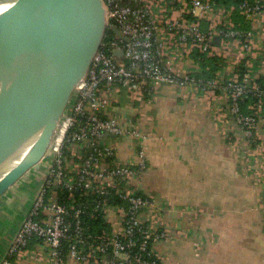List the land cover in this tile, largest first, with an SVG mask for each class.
<instances>
[{"label": "built area", "instance_id": "obj_1", "mask_svg": "<svg viewBox=\"0 0 264 264\" xmlns=\"http://www.w3.org/2000/svg\"><path fill=\"white\" fill-rule=\"evenodd\" d=\"M104 6L106 37L73 93L51 150L40 169L27 174L39 187L0 264H16L31 240L40 246L36 255L45 264H167L157 246L177 233L163 218L169 212L165 202L142 183L149 171L145 144L154 134L133 112L136 102L162 85L207 95L219 91L230 122L243 134L234 154L244 150L247 155L245 148L264 134V0L230 7L219 0H104ZM235 12L249 25L247 31L236 27ZM215 36L221 37L219 45ZM194 51L220 58L221 71L212 79L198 77L202 71ZM250 97L255 102L245 114L242 105ZM123 141L135 149L127 160L117 150ZM58 191L68 193L70 206L59 202ZM76 193L92 203L79 202ZM97 214L109 225L99 237L83 219ZM65 243L70 249L63 256Z\"/></svg>", "mask_w": 264, "mask_h": 264}, {"label": "crops", "instance_id": "obj_2", "mask_svg": "<svg viewBox=\"0 0 264 264\" xmlns=\"http://www.w3.org/2000/svg\"><path fill=\"white\" fill-rule=\"evenodd\" d=\"M135 105L141 107L133 109L136 120L143 122V128L154 134V138L145 144L149 171L142 183H147L149 192L165 202L169 212L163 218L169 229L177 233L158 244L159 253L166 258L167 264H235L239 248L221 241L223 232L218 220L223 209L204 200L202 188L204 183H250L254 209L250 207L249 212L257 213L258 228L264 233V134L257 137L254 147L245 148L250 156L248 167L234 156L233 145L243 141V134L230 122V114L219 91L207 95L162 85L149 99ZM117 150L122 160L133 157L135 151L126 141L119 143ZM256 162H260L258 167ZM205 172H210V176ZM253 183H260L261 188ZM35 186L26 206L19 205L17 197L3 200L6 194L30 187L23 183L0 200V261L32 206L39 184ZM170 189L178 194L174 195ZM185 189L191 190L187 193ZM229 200L227 197L226 202ZM230 201L235 202L234 196ZM181 208H193L197 212L185 215L179 210ZM40 251L38 243L31 240L27 251L15 262L45 264L36 255Z\"/></svg>", "mask_w": 264, "mask_h": 264}, {"label": "water", "instance_id": "obj_3", "mask_svg": "<svg viewBox=\"0 0 264 264\" xmlns=\"http://www.w3.org/2000/svg\"><path fill=\"white\" fill-rule=\"evenodd\" d=\"M26 2L28 5L31 0ZM47 2L50 15L71 28L72 48L64 61L36 74L21 72L11 65L13 60L20 61L17 55H11L12 59L0 57V148H17L16 151L8 153L10 155L2 163L0 171L22 150L23 147L19 149L17 146L30 136L33 138L28 153L0 177V200L8 191L16 188L21 180L29 181L28 173L40 169L42 160L51 150L73 93L87 77L108 31L104 0ZM0 4L4 2L0 1ZM26 4L19 5L17 10L10 6L5 14L22 18L29 10L25 7ZM43 29L44 35L48 34V28ZM113 33L128 41L117 28L113 29ZM220 41L221 37L215 36L214 43L219 45ZM60 42L61 39L55 37L52 39V46L46 43L42 45L54 52ZM113 54L122 56L123 52L115 51ZM20 112L26 114L19 118Z\"/></svg>", "mask_w": 264, "mask_h": 264}, {"label": "trees", "instance_id": "obj_4", "mask_svg": "<svg viewBox=\"0 0 264 264\" xmlns=\"http://www.w3.org/2000/svg\"><path fill=\"white\" fill-rule=\"evenodd\" d=\"M226 7H230L232 5L237 6L243 0H219ZM188 18L193 20H197L196 17L192 15H188ZM234 21L236 27L241 31H247L249 29V25L244 21V19L235 12ZM205 29L208 27L206 22L202 23ZM111 34V31L109 32ZM192 58L199 63L201 73L197 76L202 77L205 80L212 79L216 76L217 72L221 71L223 61L216 56H207L201 54L197 51L192 53ZM244 69L241 68L240 74L243 75ZM146 94L145 100L150 98L151 93ZM255 102V99L249 98L245 102H243V112L245 114H249L250 110L248 106ZM139 110L141 107L134 106ZM138 117V116H137ZM139 121L137 120V123ZM141 123V127H144L145 124ZM255 145H253L254 147ZM236 164H238L236 162ZM207 173V176H210V172ZM238 174V172H237ZM222 175V174H221ZM215 176V173H214ZM123 183H126L123 181ZM147 183H145V186ZM251 187L250 183H204L202 188V197L204 200L209 201L215 208H222L221 218L218 220L219 226L223 232L222 235V244L231 245L234 244L235 247L239 248V251L236 252V257L234 258L235 264H264V233L260 232L257 223V213L252 210L250 211V207L254 209V205L252 203L254 199V194L249 189ZM148 189V187L146 186ZM234 188V194H233ZM180 190V189H179ZM191 189H185L187 193H189ZM55 190H52V192ZM174 195L178 194L174 192V189H170ZM76 199L79 202L89 204L92 203L93 200L89 198H85L82 194H75ZM59 202L65 204L66 206L71 205V201L69 200L68 193L66 191L61 192L58 191ZM234 196L235 202L232 203L231 197ZM252 198V201L250 199ZM228 197L229 202H226ZM113 201L116 204H119L120 201L115 197ZM232 211V212H231ZM246 212V213H244ZM250 215V217L246 215ZM233 215V216H231ZM84 222L89 226L90 232L99 237L102 235L104 231H109V225L105 223L101 214H97L95 217H91L90 215H85L83 217ZM70 249V244L65 243L63 245V256L68 254ZM225 252V251H224ZM226 253V252H225ZM232 264V262L230 263Z\"/></svg>", "mask_w": 264, "mask_h": 264}, {"label": "bare ground", "instance_id": "obj_5", "mask_svg": "<svg viewBox=\"0 0 264 264\" xmlns=\"http://www.w3.org/2000/svg\"><path fill=\"white\" fill-rule=\"evenodd\" d=\"M0 1L4 2V4H0V57L10 59L11 55H17L20 61L13 60L11 65L21 72L30 74L45 72L68 57L73 42L72 30L66 23L59 22L50 15L47 0H31L28 5L26 1L29 0ZM21 4H26L25 7L29 9L24 17L17 19L5 14L8 7L11 6L17 10ZM43 27L48 28L46 30L48 34L44 35ZM55 37L60 38L61 42L52 52L42 44L46 43L52 46L51 42ZM42 50L46 54L40 53ZM21 55L26 56L22 57ZM25 114L26 112H20L19 118ZM31 139H33L32 136L17 146L20 147L19 149L23 148L15 159L4 170L0 171V177L28 153ZM15 149L17 148L13 147L7 150L0 148V167L2 163L6 162L10 155L8 153L16 151Z\"/></svg>", "mask_w": 264, "mask_h": 264}, {"label": "rangeland", "instance_id": "obj_6", "mask_svg": "<svg viewBox=\"0 0 264 264\" xmlns=\"http://www.w3.org/2000/svg\"><path fill=\"white\" fill-rule=\"evenodd\" d=\"M159 1H161L162 3H169V1L170 0H159ZM235 157H240L241 158V163H242V165H244V166H248L249 167V164H250V156H247V155H245V152H244V150H242L241 152H239L238 154H235L234 155ZM251 161H253V160H251ZM257 163V165H256V167H258L259 166V164H260V162H256ZM33 177V176H32ZM34 179L35 178H33V179H31L30 181H29V188H23V189H19V190H17V191H13L12 193H9V194H6L7 196H5L4 198H3V200L4 199H7L8 197H10V198H15V199H19V200H17L18 202H19V205H21V206H26V205H28L29 203H30V199L32 198L31 196H33V191L35 190L34 188L36 187L35 185H36V182H34ZM35 180H37V179H35ZM24 182H26L25 180H21L20 181V183H24ZM255 184L257 185V187L258 188H261L259 185H260V183H253V185L255 186ZM26 189H28V191L26 190ZM23 191H25V192H23ZM24 194H25V196H24ZM32 194V195H31ZM23 196H24V198H25V200L23 201V200H21L22 198H23ZM17 197V198H16ZM21 203V204H20Z\"/></svg>", "mask_w": 264, "mask_h": 264}]
</instances>
